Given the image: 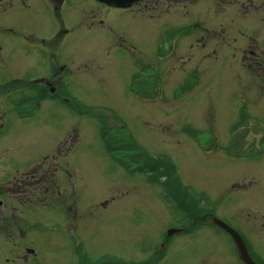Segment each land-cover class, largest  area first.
<instances>
[{"label": "rangeland", "instance_id": "1", "mask_svg": "<svg viewBox=\"0 0 264 264\" xmlns=\"http://www.w3.org/2000/svg\"><path fill=\"white\" fill-rule=\"evenodd\" d=\"M148 1L158 9L135 11L140 15L135 22L126 13L119 14L117 27L134 41L136 52L129 43L127 49L132 55L122 53L121 48L108 53L106 45L119 34L113 28L114 37L107 30L89 31L68 23L79 32L65 46L73 55L68 80L75 83L55 91L17 80L33 76L30 69L22 73L23 65L37 66L35 77H51L48 66H41L36 47L23 40H39L49 33L43 32L49 24L55 28L48 37L53 40L60 24L45 19L35 25L32 10L21 11L18 6L0 9V264H92L98 260L109 264H243L232 238L206 218L209 213L239 231L253 258L264 264V218H260L261 203L255 197L264 196L260 192L264 186L259 187L264 172L255 160L235 157L228 148L232 134L239 132L251 110H264V97L243 89L238 43L230 55L223 53L224 43L206 46V50L216 47L223 53L212 63L198 61H203L206 50L196 46L192 51L197 44L194 24L201 26L198 34H207L212 22L218 28L222 16L216 2L220 0ZM228 7L225 12H234ZM233 18L239 17L233 14ZM162 29L170 48L157 56ZM117 43L113 39L110 46ZM176 52L180 70L173 64ZM150 53L162 60L158 65L163 70L161 90H146L151 94L148 97L136 89L143 100L130 91L129 82L135 71L157 67L152 59L143 64ZM196 64L209 70L201 71V82L191 87L194 76L190 74ZM156 92L162 95L151 99ZM256 97L262 102L257 104ZM244 106L251 109L250 114L242 111ZM141 153L177 167L182 185L176 184L174 175L152 179L132 172ZM54 161V167L60 168L55 184L50 179L48 192L44 187L36 189L33 183L38 178H32V172L43 168L41 178ZM243 181H255L256 186L243 189ZM166 187L177 200L164 198ZM35 199L43 201L37 204ZM182 202L186 206L197 203V219V212L188 215L190 211L178 204ZM260 210L264 213V199ZM174 227L186 231L164 243L167 231ZM191 230L196 231L189 235ZM25 248L34 254L15 262L19 254L29 253Z\"/></svg>", "mask_w": 264, "mask_h": 264}, {"label": "flooded vegetation", "instance_id": "2", "mask_svg": "<svg viewBox=\"0 0 264 264\" xmlns=\"http://www.w3.org/2000/svg\"><path fill=\"white\" fill-rule=\"evenodd\" d=\"M224 2V3H223ZM216 2V7L218 11L219 17V25L218 28L215 29L216 23L212 22V24L208 27L206 30L207 34H198L200 30V25L197 23L196 25H193V32L197 33L196 36V45H193V52L195 47L197 46L198 49L206 50V46L210 45L211 43H224V46L226 48V51L223 52L226 55L232 53V47L233 44L238 43V49H239V57H240V63L241 68L243 70L244 74V91L253 93V90L257 92V95L259 98L264 97V0L255 1L254 0H220ZM12 6H18L21 8V11L23 10H32V20L35 21V25H37L40 21H44L45 19H54L58 24H60L61 28L60 31L55 35L54 39H56V43L58 42V46L54 47V39L49 40L48 37L52 35V33L55 31V28L52 24H49L45 27H43V32H49L48 34H43L44 36H41L39 40L34 41H27L26 39L23 40L27 44V46H30L38 50V56L42 61V65L48 66V73L51 75L50 78H47L45 80L44 77H38V75L35 77V67L32 66L28 67L23 65L22 70L24 74H27V71L30 69L32 71L33 76L24 77L21 76L19 79L21 81L26 82V85L34 87L35 85H40L42 88L47 87L48 90H54L61 88L62 90H66L70 87V85H74L75 81L68 80L69 76L73 73L71 69L72 64V56L71 53H68L69 47H65L68 42L66 40L75 39L76 35H78L79 32H77L75 29H71L69 26H67L68 23L73 22L77 26H81L83 29L89 31L92 30H107L112 33V36L114 37V33L111 31V28H113V31L119 32L118 35H115L113 39L115 42H118L115 46H110L113 39L109 41V43L106 45V48L108 49V53H112L115 48H121L123 49L121 52L126 53L129 55H132L127 49L130 48L128 43L131 45V49L136 52L134 48V41L131 39V36L125 32L124 30L117 27L119 23V14L120 13H126L128 15V18L132 21H136L138 18H140V15H136L135 11L140 14V9L142 11L148 12L149 10L158 9L157 5H154L148 0L135 3L129 7H116L108 4L107 2L100 1V0H80L79 2H68V0H0V9L5 10L7 7ZM228 7V11L233 10L234 12H225V7ZM139 7V8H137ZM234 15H238V19L233 18ZM23 13L20 14L22 17ZM149 17L152 18V15H149ZM23 19L24 16L22 17ZM217 20V19H215ZM214 20V21H215ZM237 21L236 23H234ZM24 22V21H22ZM72 27V26H71ZM72 30V31H71ZM205 30V29H204ZM202 29V31H204ZM163 33L160 39L159 44V50L156 51V54H166L168 53V50L170 48L169 44L167 43V32L164 33V30L162 29ZM123 33V34H120ZM33 35H39L36 34L34 31L31 32ZM49 35V36H48ZM85 36V34H83ZM99 36V35H98ZM61 37V40L60 38ZM103 37V35H102ZM60 40V42H59ZM53 41V43L51 42ZM22 42V43H23ZM32 43V44H31ZM60 43V44H59ZM25 47V45H23ZM26 46V47H27ZM122 46V47H119ZM113 47V48H112ZM66 48V49H65ZM126 48V49H125ZM71 50V49H70ZM196 51V49H195ZM198 52V51H197ZM137 53L141 54L143 52L138 51ZM223 53L219 51L216 47H213L212 49H207L203 52V61L198 60L202 64H205L204 61L207 59L211 63L215 60H220L223 56ZM148 55V54H147ZM156 55H152L150 53V57L147 58L143 62V64H149L152 59V62H157V67L142 69V72L135 71L133 75V82H129L130 91H133L134 93L140 94V92H136V89H140L143 92L141 94H144L145 96L150 97L151 94L146 93L149 91H155V90H161V80L162 78V69L159 71L158 65L161 64L162 60L159 62V60L155 59ZM194 55V53H193ZM133 57V56H132ZM160 57V55H159ZM165 58L167 56H164ZM170 57V56H169ZM172 57H174V68L177 70H180L182 68V63H180V55L178 52L176 54H173ZM214 59V60H211ZM155 60V61H153ZM194 60V59H193ZM184 67V66H183ZM144 68V67H143ZM208 69L204 68L203 70ZM85 68L83 67V71ZM197 64L193 67V72H191L190 76H194V82L189 83L191 84V87H197L199 85L198 78L200 77L201 71ZM205 70L203 74H205ZM72 72V73H71ZM138 72V73H136ZM83 73V72H82ZM193 73V74H192ZM23 74V75H24ZM202 74V75H203ZM60 89V90H61ZM150 93V92H149ZM156 92L152 95L151 99H157L159 97V94ZM134 94V95H136ZM162 95V94H161ZM140 99H143V96H138ZM256 97L255 101L257 104L261 103L262 101ZM147 99V98H146ZM144 100V99H143ZM242 111L245 114H250V108H246L245 106L242 107ZM252 115L250 114L248 116V120H244L239 128V132L232 134V137L230 138V145H228V148L231 151V154L236 157L239 155H244L245 158L249 160H255L256 163H258V166H261V170L264 172V169L262 167L264 166V110L260 112L259 110H251ZM257 112V113H255ZM199 140H197L198 142ZM199 144V142H198ZM204 141L200 143V146L203 148ZM211 146V145H210ZM208 148V147H206ZM205 148V149H206ZM66 154V153H65ZM228 154V153H227ZM62 154H60L61 156ZM230 155V154H228ZM55 157H53L54 160ZM62 158V157H61ZM59 159V156H58ZM57 159V160H58ZM139 164V163H138ZM57 165L60 164L57 161ZM47 172L46 174L42 175L41 178H39V171L42 169H35L31 175L32 178H34L37 175V180L33 183L36 185V189L43 188L46 192L49 191V181L52 180L55 184V178L58 174V171L60 168L54 167L55 161L51 165H47ZM52 169V170H50ZM264 179V177H263ZM255 181H243L241 186L243 189H250V185H252ZM239 184V185H240ZM264 186V181L262 183H259V187ZM19 187V185L17 186ZM261 194L264 193V190H260ZM58 196V195H57ZM56 197V196H55ZM257 199H259V203H261L264 199L263 197L255 196ZM21 199V198H20ZM262 200V201H261ZM31 201V200H30ZM43 201V199L36 200L34 203L41 204L39 202ZM28 202V201H27ZM53 202V201H50ZM54 203V202H53ZM34 208H38L36 205H31ZM260 207H258V212L261 213L260 218H264V213L260 210ZM195 212H188V215H192ZM199 215V212L195 214ZM208 215V214H207ZM187 217V216H186ZM184 217V218H186ZM199 217V218H203ZM198 216L194 218L197 219ZM207 219L211 220V222L214 224L215 216L213 214H209ZM178 229L177 233H174L172 235H167L164 239V243L170 241L172 236L183 234L186 231V228L184 227H176ZM220 229H222L220 227ZM224 230V229H222ZM196 231V230H195ZM195 231L191 230L189 235L193 234ZM172 241V240H171ZM170 241V242H171ZM1 248V244H0ZM25 250L29 253H26V255L19 254L18 257L15 259V262H22L23 258L28 259L30 255L34 254L33 251L29 248H25ZM2 250H0V257H2ZM28 256V258H27ZM6 261H9V257H5ZM84 264V263H83ZM92 264H109L106 260H98L94 261ZM112 264H119V262L112 263ZM132 264V263H127ZM146 264H151V262H148Z\"/></svg>", "mask_w": 264, "mask_h": 264}, {"label": "trees", "instance_id": "3", "mask_svg": "<svg viewBox=\"0 0 264 264\" xmlns=\"http://www.w3.org/2000/svg\"><path fill=\"white\" fill-rule=\"evenodd\" d=\"M28 98H26L25 100L23 101H28L27 100ZM116 149H119V146H117ZM143 157V156H142ZM160 158L159 157H149V155L146 154V159L143 163V165L141 166H138L136 168V170H131L132 172H137L139 171V173L141 174H145V175H149L151 176L152 179H154L156 176L157 178L159 179H162V178H166L168 174V172L166 171V168L164 169L163 167V162H160L159 161ZM174 169L171 168L170 171H173ZM157 171H160V172H157ZM157 174V175H156ZM171 193V192H170ZM171 196H172V193H171ZM173 198H176L175 196Z\"/></svg>", "mask_w": 264, "mask_h": 264}, {"label": "water", "instance_id": "4", "mask_svg": "<svg viewBox=\"0 0 264 264\" xmlns=\"http://www.w3.org/2000/svg\"><path fill=\"white\" fill-rule=\"evenodd\" d=\"M104 1H108V3L112 4V5H117V6H128L130 4H132L133 2H137L138 0H104ZM215 222L217 224H219L221 227H223L225 230H227L228 232H230V234L232 235V237L234 238L241 257L243 258V260L247 263V264H256L252 258L250 257V255L247 252L246 246L241 238V236L235 231L233 230L230 226H228L227 224H225L224 222L215 219Z\"/></svg>", "mask_w": 264, "mask_h": 264}, {"label": "bare ground", "instance_id": "5", "mask_svg": "<svg viewBox=\"0 0 264 264\" xmlns=\"http://www.w3.org/2000/svg\"><path fill=\"white\" fill-rule=\"evenodd\" d=\"M163 167H164V169L166 168V171H167L168 174H169V176H168V174H166V175H167L166 178L172 177L173 175H174L175 177L179 175V174H178V171H177V167H173L172 165H169V163H164V164H163ZM171 168H173L174 170H173V171H170ZM209 201H210V199H209V197H207V198H206V202L209 203ZM174 228H176V227H174ZM232 229L235 230L240 236H242V235L239 233V231H237L235 228H232ZM244 244H245L246 249H247V252H248V254H249L250 252H249V249H248V247H247L246 242H244ZM237 251H238V253H240L238 247H237Z\"/></svg>", "mask_w": 264, "mask_h": 264}]
</instances>
